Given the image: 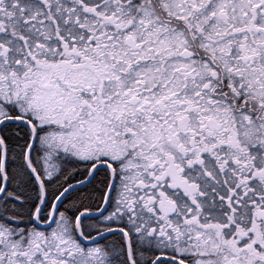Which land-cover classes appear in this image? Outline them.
<instances>
[{"label":"snow or ice","instance_id":"obj_1","mask_svg":"<svg viewBox=\"0 0 264 264\" xmlns=\"http://www.w3.org/2000/svg\"><path fill=\"white\" fill-rule=\"evenodd\" d=\"M0 264H264V0H0Z\"/></svg>","mask_w":264,"mask_h":264}]
</instances>
